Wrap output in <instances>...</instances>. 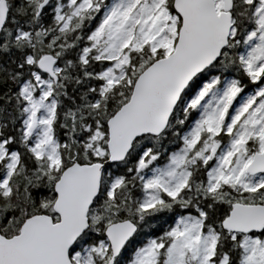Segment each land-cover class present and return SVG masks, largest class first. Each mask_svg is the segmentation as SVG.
Here are the masks:
<instances>
[{"label":"snow or ice","instance_id":"6c2138e0","mask_svg":"<svg viewBox=\"0 0 264 264\" xmlns=\"http://www.w3.org/2000/svg\"><path fill=\"white\" fill-rule=\"evenodd\" d=\"M0 264H264V0H0Z\"/></svg>","mask_w":264,"mask_h":264}]
</instances>
